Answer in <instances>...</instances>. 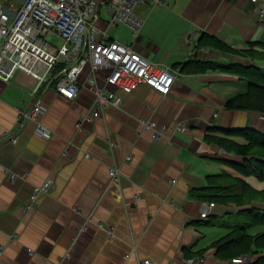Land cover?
<instances>
[{
    "label": "crops",
    "instance_id": "1",
    "mask_svg": "<svg viewBox=\"0 0 264 264\" xmlns=\"http://www.w3.org/2000/svg\"><path fill=\"white\" fill-rule=\"evenodd\" d=\"M9 1L8 6L21 0ZM164 2L136 8L143 20L136 38L125 25L106 28L103 5L98 25L108 40L132 46L154 64L175 67L180 75L166 96L141 85L119 93L121 106H107L91 118L94 96L87 87L67 100L51 82L32 94L34 83L23 74L0 80V264H177L186 253L200 251L204 264H230L210 247L227 226L199 224L206 221L200 212L208 201L194 195L203 193L209 177L223 181L224 173L258 191L264 182L225 165L243 158L205 137L227 138L222 130L244 128L264 134V118L224 107L246 92L245 80L219 71L181 69L200 62L255 65L264 73V62L235 53L264 46V21H258L250 0ZM258 4L264 10V2ZM202 34L233 51L195 47ZM36 99L46 108L40 120L51 133L47 139L34 133L33 122L20 120ZM140 120L154 122L161 138L143 129ZM178 124L187 130L178 131ZM6 133L17 142L4 138ZM228 139L246 144L243 138ZM113 167L115 181L109 174ZM5 172L17 174L15 181H8ZM47 179L54 182L50 191L26 206L34 187ZM252 206L262 209L264 204L254 201ZM215 210V223L237 212L232 205L218 204Z\"/></svg>",
    "mask_w": 264,
    "mask_h": 264
},
{
    "label": "built area",
    "instance_id": "2",
    "mask_svg": "<svg viewBox=\"0 0 264 264\" xmlns=\"http://www.w3.org/2000/svg\"><path fill=\"white\" fill-rule=\"evenodd\" d=\"M255 5L258 21H264V10L258 4L264 0H250ZM106 7V28L125 25L132 38L139 34L143 20L135 13L139 5L149 8L165 6L164 0H21L18 5L6 9L0 3V80L9 82L16 74L30 78L37 93L43 83L53 82L54 91L67 100H73L81 87H87L94 96L91 118L102 115L107 106L119 107V93L129 94L141 85H146L159 94L170 93L176 76L180 73L168 66L154 64L138 54L130 45L106 38L99 27L102 21L101 6ZM62 68L53 77L57 66ZM104 74L101 76V74ZM46 108L41 99H36L31 108L21 114L20 120L35 124L34 133L50 138V131L42 124L41 116ZM89 117V116H86ZM85 119H88L86 118ZM143 129L152 130L155 139L161 131L155 123L140 120ZM81 122L77 124L80 127ZM186 124H178L177 130L185 132ZM4 138L12 143L17 137L6 133ZM222 155V154H221ZM6 179L14 182L17 174L5 172ZM112 180H117L115 167L109 171ZM54 182L47 179L34 187L26 206L32 205L40 194H47ZM209 202L201 211L207 218L216 209ZM29 252H31L29 250ZM253 258L242 255L232 258L230 264H250ZM205 257L183 258L179 264H204ZM145 260L142 264H149Z\"/></svg>",
    "mask_w": 264,
    "mask_h": 264
},
{
    "label": "trees",
    "instance_id": "3",
    "mask_svg": "<svg viewBox=\"0 0 264 264\" xmlns=\"http://www.w3.org/2000/svg\"><path fill=\"white\" fill-rule=\"evenodd\" d=\"M211 46L221 51L233 50L217 39L202 34L195 47ZM243 56L249 57L253 61L264 62V46L256 48L249 46L243 51H235ZM179 68V65H177ZM62 67L57 66L53 71V77ZM175 69V67L173 68ZM219 71L238 77L247 82V90L232 99L226 101L224 107L227 110H245L259 113L264 116V73L255 66H243L239 64H213V63H190L183 65L181 72L201 73ZM53 83V82H52ZM227 138L206 136L205 141L209 144L220 147L225 153L242 157L241 163H223L234 168L239 174L245 177H254L260 182H264V134L251 128L222 130ZM243 138L246 144H239L228 138ZM223 181L218 176L209 177L207 188L203 193L194 195L197 199L217 203L221 206L234 205L237 212L230 216H225L223 222L215 223L217 220L212 214L205 222L199 224L216 225L228 229L227 233L220 239L214 241L210 247L215 250V255L221 260H231L242 255H250L253 260L250 264H264V207L262 209L252 206V201L264 204V189L256 190L244 180L229 178L224 173ZM231 224V225H230ZM202 251L198 254L186 253V258L202 257Z\"/></svg>",
    "mask_w": 264,
    "mask_h": 264
},
{
    "label": "rangeland",
    "instance_id": "4",
    "mask_svg": "<svg viewBox=\"0 0 264 264\" xmlns=\"http://www.w3.org/2000/svg\"><path fill=\"white\" fill-rule=\"evenodd\" d=\"M9 0L7 1V2H4V6H6V7H8V4H9ZM101 15L102 16H104L105 15V13H101ZM259 115H261V114H259ZM262 116V118H264V116L263 115H261ZM260 191V190H259ZM252 202H254V201H252ZM207 203H209V202H207ZM207 203H205V204H207ZM215 204V207H217L218 206V204H216V203H214ZM229 205H232V204H229ZM227 206V205H226ZM233 207H234V205H232ZM215 210V209H214ZM214 212V211H213ZM211 215V214H210ZM200 216H201V212H200ZM209 217V216H208ZM207 217V218H208ZM201 218V217H200ZM207 218H204V219H207ZM202 220H203V218H201ZM177 264H179V260L177 261Z\"/></svg>",
    "mask_w": 264,
    "mask_h": 264
},
{
    "label": "bare ground",
    "instance_id": "5",
    "mask_svg": "<svg viewBox=\"0 0 264 264\" xmlns=\"http://www.w3.org/2000/svg\"><path fill=\"white\" fill-rule=\"evenodd\" d=\"M174 83V82H173ZM52 85H53V83H52ZM173 86V85H172ZM150 88V87H149ZM153 90V89H152ZM155 91V90H154ZM111 235V234H110Z\"/></svg>",
    "mask_w": 264,
    "mask_h": 264
}]
</instances>
